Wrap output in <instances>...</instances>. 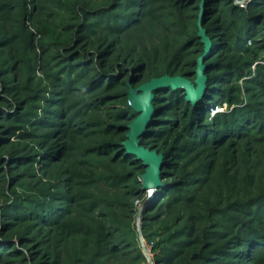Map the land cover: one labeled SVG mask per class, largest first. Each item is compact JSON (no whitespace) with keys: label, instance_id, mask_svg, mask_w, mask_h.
<instances>
[{"label":"rangeland","instance_id":"1","mask_svg":"<svg viewBox=\"0 0 264 264\" xmlns=\"http://www.w3.org/2000/svg\"><path fill=\"white\" fill-rule=\"evenodd\" d=\"M262 1L0 0V264H264Z\"/></svg>","mask_w":264,"mask_h":264},{"label":"water","instance_id":"2","mask_svg":"<svg viewBox=\"0 0 264 264\" xmlns=\"http://www.w3.org/2000/svg\"><path fill=\"white\" fill-rule=\"evenodd\" d=\"M203 69L199 67L197 71V80L195 84L190 83L187 80L181 78H161L157 80H152L150 83L145 84L139 90L141 91L140 95H135L134 92H131L129 99L132 103V106L137 110L143 112L142 116L131 126V131L128 134L129 141L125 144L126 147L134 153L139 159L144 161V166L147 167L146 173L144 175L145 187L147 188H158L161 185L160 181V165L161 157H157L156 154H151L148 151L143 150L138 147L137 138L141 135L144 121L148 116L150 111V101L152 97V91L166 85H173L174 87H182L186 90L187 94L191 98H197L200 96L204 90V79H203Z\"/></svg>","mask_w":264,"mask_h":264},{"label":"trees","instance_id":"3","mask_svg":"<svg viewBox=\"0 0 264 264\" xmlns=\"http://www.w3.org/2000/svg\"><path fill=\"white\" fill-rule=\"evenodd\" d=\"M262 3H264L263 1H262ZM101 45H102V43L101 42H98V45H96V47L98 48V47H101ZM95 46V45H94ZM169 58H170V64H174V65H176L177 64V62H179V51L178 50H175L173 53H171V55L170 56H168ZM168 58V59H169ZM167 70H170V69H167ZM183 91V90H182ZM166 92H167V95L165 96V97H167L166 99H168V100H170V102L172 103L174 100H173V96H174V94L176 93V92H173V93H171L170 94V92H171V90L170 89H167L166 90ZM169 94V95H168ZM176 95H180V92H178L177 91V94ZM179 100V99H178ZM179 102L180 101H178L177 103L179 104ZM191 107H192V105L190 104V105H188V106H186V108H184L185 110L183 111V112H181V111H178V113L181 115V119L180 120H185V118L187 117V116H189V118L191 119V118H194L195 116H198L199 115V111L197 110V111H195L194 112V115H189V112H190V109H191ZM192 120V119H191ZM182 136V134H180V133H178V138H180ZM192 142H195V141H192ZM13 152H17V149L16 150H13ZM236 206H239L240 207V205H234V207H236ZM263 235H264V233H262ZM241 238V235H239V234H237L236 235V237H235V239L234 240H239ZM247 240V239H246ZM251 240H253V239H251ZM238 242V243H237ZM236 243H235V247L236 246H239L240 244H243V246H244V244L245 245H248V244H251L252 242L251 241H237ZM259 242H261V243H264L262 240H260L259 239ZM245 249H244V247H243V250L242 251H244ZM237 251V250H236ZM237 253H240V252H237ZM209 258V257H208ZM207 258V260H212V259H208ZM211 258V257H210ZM189 258L187 257V260H188ZM215 260V259H214ZM213 263H214V261H212ZM215 262H217L216 260H215Z\"/></svg>","mask_w":264,"mask_h":264}]
</instances>
